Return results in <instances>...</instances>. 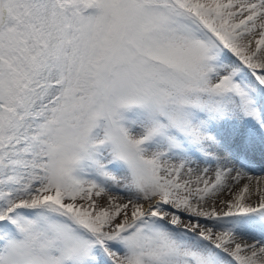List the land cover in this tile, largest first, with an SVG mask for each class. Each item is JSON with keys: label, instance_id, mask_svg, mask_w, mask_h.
Wrapping results in <instances>:
<instances>
[{"label": "snow or ice", "instance_id": "snow-or-ice-1", "mask_svg": "<svg viewBox=\"0 0 264 264\" xmlns=\"http://www.w3.org/2000/svg\"><path fill=\"white\" fill-rule=\"evenodd\" d=\"M0 264H264V0H0Z\"/></svg>", "mask_w": 264, "mask_h": 264}]
</instances>
